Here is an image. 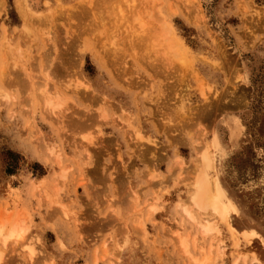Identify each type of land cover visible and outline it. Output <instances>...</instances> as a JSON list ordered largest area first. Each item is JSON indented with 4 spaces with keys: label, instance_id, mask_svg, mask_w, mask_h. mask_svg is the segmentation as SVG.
Wrapping results in <instances>:
<instances>
[{
    "label": "rangeland",
    "instance_id": "374dc122",
    "mask_svg": "<svg viewBox=\"0 0 264 264\" xmlns=\"http://www.w3.org/2000/svg\"><path fill=\"white\" fill-rule=\"evenodd\" d=\"M138 1L155 46L95 0H0V264H264V0ZM213 139L234 235L189 202Z\"/></svg>",
    "mask_w": 264,
    "mask_h": 264
},
{
    "label": "bare ground",
    "instance_id": "6f19581e",
    "mask_svg": "<svg viewBox=\"0 0 264 264\" xmlns=\"http://www.w3.org/2000/svg\"><path fill=\"white\" fill-rule=\"evenodd\" d=\"M96 1V3H97V7H99V9H98V11H99V14H100V16L101 17H103V18H105V19H108V20H111V21H117L118 22V20L121 22L122 20H127V18L129 17V19H131V17L133 16L136 20H137V26H133L132 28H131V30H134L133 31V33H131V32H129L130 31V29H129V27H128V29H129V31H127V32H129V34H126V36L127 37H125L126 39V41H127V43H129L130 44V46L132 45V44H137V43H133V42H136V40H134L133 38H135V37H139V41H137L138 42V44H145V43H149V41H150V39H151V36H150V38H149V36H148V29L150 30H152V28H155L154 26H152L151 25V27L152 28H147V27H149V25H147L146 26V24H145V22L143 21V19L140 17V13H139V11L141 12V5H140V3H139V1L138 0H95ZM28 2V1H27ZM143 3V2H142ZM195 5H197V8L199 9L200 8V3H199V0H196V2H195ZM140 6V7H139ZM24 8V7H23ZM127 9V11L126 10H124V9ZM141 9V10H140ZM125 11L127 12L126 14L127 15H125L124 13H125ZM137 12H138V14H137ZM198 12V11H197ZM202 14V13H201ZM200 14V15H201ZM131 16V17H130ZM133 17H132V19H133ZM134 19V20H135ZM134 20H133V23H134ZM116 21L114 22V23H116ZM131 22H132V20H130ZM160 21V20H159ZM136 22V21H135ZM147 22V21H146ZM117 24V23H116ZM120 24H122V23H120ZM135 25V24H134ZM161 25H163V24H161ZM160 25V26H161ZM125 26V25H124ZM166 26V25H165ZM139 29V31H138V29ZM126 28V27H125ZM157 28H159V27H157ZM142 31H141V30ZM151 30H150V33H151ZM153 31H155V30H153ZM168 28L167 27H164V28H162V30H160V31H158L157 33H155V35H157V41H159L158 42V48H160V47H163L164 49H166L165 51L164 50H162L163 51V54L166 56V57H170L171 58V53H174L173 54V56L174 57H172V59H174L175 61H178V64L180 65V63H179V61L181 62L182 61V56H183V52H184V47L182 46H180V47H178L176 50H174V52H171V46L170 45H178V43L176 44H174V39H171V38H168V35H170V32L168 31ZM116 33H118V32H116ZM136 33H138L137 35H136ZM152 35H153V33H152ZM125 36V35H124ZM155 38V39H156ZM168 39L170 40V41H168ZM124 40V41H125ZM153 40H154V38H153ZM150 41V42H154V41ZM114 41V40H113ZM125 41V42H126ZM156 42V41H155ZM114 43V42H113ZM127 43H125V44H127ZM160 43V44H159ZM112 45V44H111ZM150 45V44H149ZM153 45H154V43H153ZM128 46V45H127ZM132 46H134V45H132ZM151 46V45H150ZM155 46V45H154ZM176 46H174V47H176ZM114 47V46H113ZM153 46H151V48H152ZM128 48H129V46H128ZM130 48H133V47H130ZM145 48V47H144ZM147 48H148V46H147ZM154 48V47H153ZM153 48L151 49V50H153ZM157 48V49H158ZM140 49V48H139ZM141 50V49H140ZM148 50V49H147ZM151 50L149 49V51H150V53H151ZM154 51V50H153ZM156 51V50H155ZM162 51L159 53V54H162ZM157 52V51H156ZM117 53V52H116ZM146 53V52H145ZM150 53H148V54H150ZM153 54H154V52H152ZM21 55V54H20ZM146 55V54H145ZM156 55V54H155ZM151 56V55H150ZM157 56V55H156ZM160 57V56H159ZM20 58V57H19ZM174 61V62H175ZM171 62H173V61H171ZM184 62V61H183ZM170 64V63H169ZM182 65V64H181ZM185 66V65H184ZM188 67V66H187ZM186 67V68H187ZM77 86L76 87H82V82H81V84H76ZM85 85V84H84ZM86 87H88V86H86ZM86 87H84L83 86V89L84 88H86ZM89 88V87H88ZM85 90V89H84ZM86 90H87V88H86ZM88 91V90H87ZM44 92V91H43ZM46 94V93H45ZM202 94H203V92H202ZM47 95V94H46ZM49 95V94H48ZM93 95V94H92ZM1 96V95H0ZM50 97V96H49ZM3 98V97H2ZM45 98H47L46 96H45ZM52 99V98H51ZM54 99H55V97H54ZM53 99V100H54ZM56 99H57V96H56ZM47 101V100H46ZM48 103H50V105H49V109H50V111H51V113L54 115V113H56L57 111L60 113L61 112V110L63 109L62 108V106L64 105L63 103H62V101H51L50 99H49V101H47ZM41 104H42V102H41ZM44 104V103H43ZM44 106H46V105H44ZM47 107V106H46ZM48 108H46V110H48ZM57 112V113H58ZM51 118H52V116H51ZM237 124V123H236ZM138 137H139V135H138ZM85 138V137H84ZM83 138V139H84ZM85 140V139H84ZM216 146H217V141H216V139H213V141L209 144V145H204L203 147H204V152L202 153V155H201V158L199 159L200 160V163H199V167H198V169H197V175H196V177H195V179H194V184H193V189H192V191H191V194H190V199H189V202H190V205L192 206V208H194L196 211H199V212H206V211H208V213L210 212L212 215H214L215 217H217L218 219H220V221L221 222H223L226 226H227V228L230 230V232H231V234L232 235H234V231H233V229H232V227L230 226V224L228 223V221H227V216H226V214H227V211H228V208H229V203H228V201H227V197L225 196V193H224V191H223V189H222V187H221V185H220V183H219V181H218V179H217V177H213V178H211L210 176H209V174H208V170L210 169V168H212L213 166H212V159H213V157L211 156L212 154L210 153V151H213V149L214 148H216ZM203 149V148H202ZM203 151V150H202ZM65 170V169H64ZM64 175V174H63ZM62 175V176H63ZM193 183V182H192ZM182 206V205H181ZM180 206V207H181ZM182 209H183V211L184 212H186V214H187V218H188V220H190L191 222L192 221H195V217L191 214V212H189V210H188V208L186 209L185 207H182ZM152 210H154V209H152ZM180 211V210H179ZM68 214H65L64 213V216H65V218H66V216H67ZM229 215V214H228ZM229 217V216H228ZM206 220V219H205ZM208 221V220H207ZM5 222H7V221H3V222H1V223H3V224H1L0 225V244H2V246L3 245H6V243H8V242H10V241H16V242H19V241H21L24 237V233H25V227L24 226H21V225H19L18 224V222H17V224H15L14 226L12 225V227L10 228V226H9V228H7V223L9 222H7V223H5ZM20 223V222H19ZM206 223H208V222H206ZM209 223H211V221H209ZM208 223V224H209ZM211 227V226H210ZM210 227H209V225L208 226H206L204 229H205V232H210V231H212V229H210ZM7 232V234H5ZM244 237H245V239L248 241V242H250L251 241V238L253 237V233L252 232H245L244 234ZM182 242V241H181ZM183 242H185V241H183ZM30 243V242H29ZM121 244V243H120ZM120 244H119V246H120ZM129 244V239L127 238L126 240H124V246H126V245H128ZM181 244V243H180ZM184 245H182V246H185V243H183ZM31 245V244H30ZM122 245V244H121ZM180 245V246H181ZM221 245V244H220ZM7 246V245H6ZM24 246V245H23ZM181 246V247H182ZM25 247H27V249H28V256H29V258L32 260V255H33V250L32 249H30V247H29V245L27 246V244H26V246ZM33 247V246H32ZM118 247V246H117ZM212 246L210 245L209 246V249L211 248ZM119 248V247H118ZM128 248V247H127ZM217 249V252L219 253V255H221V256H223L224 255V251H225V247H221V246H218L217 245V247H216ZM120 249V248H119ZM185 249H187L186 247H185ZM185 249H183V250H185ZM126 250V249H125ZM210 252V251H209ZM186 254L188 255V253L186 252ZM130 257V256H129ZM190 257V256H189ZM49 258V257H48ZM29 259V260H30ZM114 259V258H113ZM112 259V260H113ZM1 260V259H0ZM116 260V259H115ZM115 260H113V262L111 261V263L112 264H115ZM192 260V259H191ZM207 259H205V261H206ZM237 260H245V256H238V258H237ZM253 260L256 262V263H259V259H258V257H256V255H254L253 256ZM204 261V260H203ZM200 262V263H202V264H205V261L204 262ZM237 262V261H236ZM236 262H234V264H236ZM120 264V263H119Z\"/></svg>",
    "mask_w": 264,
    "mask_h": 264
}]
</instances>
